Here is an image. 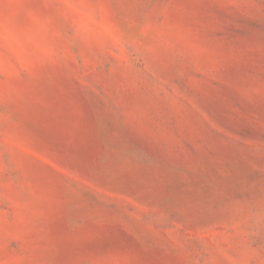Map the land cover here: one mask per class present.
I'll use <instances>...</instances> for the list:
<instances>
[{
	"label": "rangeland",
	"instance_id": "374dc122",
	"mask_svg": "<svg viewBox=\"0 0 264 264\" xmlns=\"http://www.w3.org/2000/svg\"><path fill=\"white\" fill-rule=\"evenodd\" d=\"M0 264H264V0H0Z\"/></svg>",
	"mask_w": 264,
	"mask_h": 264
}]
</instances>
